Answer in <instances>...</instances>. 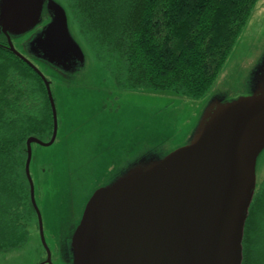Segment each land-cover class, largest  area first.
<instances>
[{
    "label": "water",
    "instance_id": "1",
    "mask_svg": "<svg viewBox=\"0 0 264 264\" xmlns=\"http://www.w3.org/2000/svg\"><path fill=\"white\" fill-rule=\"evenodd\" d=\"M38 27L28 48L33 58L68 71L83 66L87 57L59 0H0V38L40 75L53 112L52 138L28 137L25 163L47 252L40 264H52L30 165L33 143L55 141L58 111L51 81L13 42ZM152 150L134 142L130 158L136 163L118 166L87 198L64 246L72 264H242L245 224L264 151V65L254 91L210 106L188 144L157 157L150 156Z\"/></svg>",
    "mask_w": 264,
    "mask_h": 264
},
{
    "label": "trees",
    "instance_id": "2",
    "mask_svg": "<svg viewBox=\"0 0 264 264\" xmlns=\"http://www.w3.org/2000/svg\"><path fill=\"white\" fill-rule=\"evenodd\" d=\"M59 1L118 89L200 100L216 83L259 0ZM42 81L0 45V252L23 246L29 238L25 222L35 217L25 172L26 141L32 135L45 140L52 129ZM256 198L255 191L242 264H264V256L255 261L256 229L250 227Z\"/></svg>",
    "mask_w": 264,
    "mask_h": 264
},
{
    "label": "rangeland",
    "instance_id": "3",
    "mask_svg": "<svg viewBox=\"0 0 264 264\" xmlns=\"http://www.w3.org/2000/svg\"><path fill=\"white\" fill-rule=\"evenodd\" d=\"M39 28L14 38L15 47L40 68L54 87H60L58 85L65 82L73 88L63 95L59 93L57 109L60 124L57 140L52 145L55 148H42L34 144L30 165L45 239L55 264H63L67 258L65 243L81 218L87 198L106 183L101 177L104 170L101 171V166L95 162L97 149H88L89 145L93 146L94 142L96 146L110 145L116 138L115 152L124 149L121 142L127 149L138 142L144 149H153L148 153L151 157H157L188 144L210 106L250 95L257 86L264 65V0L256 3L216 83L200 100L171 92L118 89L109 71L80 36L76 25L73 26L74 35L79 37L86 51L83 66L65 71L47 61L35 59L28 53V48L31 46V36ZM107 88L113 92L108 93ZM62 141L66 145L73 143L70 146L74 149H59ZM142 156L147 155L144 153ZM70 157L72 165L66 167ZM263 193L264 151L257 165L258 198L250 223L251 231L256 229V263L264 256V212L260 210ZM30 204L35 217L25 222L29 232L28 241L13 251L0 252V264H40L47 260L37 212L31 199Z\"/></svg>",
    "mask_w": 264,
    "mask_h": 264
},
{
    "label": "flooded vegetation",
    "instance_id": "4",
    "mask_svg": "<svg viewBox=\"0 0 264 264\" xmlns=\"http://www.w3.org/2000/svg\"><path fill=\"white\" fill-rule=\"evenodd\" d=\"M2 42H4V43H2ZM0 45H2L3 47L7 48L8 47L7 40L5 38H0ZM70 85H71L70 83H65L64 82V83L58 85L60 87H54L53 83L52 82L50 83L51 91H52V95L54 97V101H55L56 107H57L58 98L60 96L59 93H61L63 95V93L65 91L72 90L73 88L68 87ZM44 87H45V90H46V93H47V97H48V102H49L50 101V97H49V94H48V91H47L45 83H44ZM95 91L99 92L98 90H95ZM107 91L109 93L110 91H112V89L111 88H107ZM100 93L102 95H104L103 92H100ZM108 100H109V98H108ZM49 105H50L51 114H52V129H51V132L48 135V137L45 140L42 139L45 142L49 141L52 138L53 130H54L53 112H52L51 102H49ZM57 111H58V109H57ZM95 115H96V112H95ZM59 124L60 123H59V113H58V132H59ZM86 134L89 135V133H86ZM57 136H58V133H57ZM36 137H38V136H36ZM56 140H57V137H56L55 141L53 142V144L56 142ZM62 142L63 143L61 145H59V146H61L59 149H74L72 146H70L73 143L71 144L69 142L70 144L66 145V144H64V141H62ZM34 144H36V143L32 144V149H33ZM53 144L47 145V146H43V145H39V144H37V145L42 146V148H48V147L49 148H55V147H52ZM116 144H117V141H116V138H115L113 143L110 144V145L100 144V145L96 146L95 142H94V145L93 146L89 145L90 147L88 148V149H92V147H93L94 149H97V151L95 152V162H96L97 165L101 166V171L104 170V173L102 174L101 177H102L103 181H105V182H107L109 179L112 178L111 177V172L113 170H115L118 166L121 165L124 168L125 166L130 165L132 163V160L130 158V148L127 149L126 147H124L122 145V142H121V148H124V149L122 150V152H115L113 147H115ZM75 149H77V147H75ZM136 156H137V158H139L140 157V152ZM71 158L72 157H70V160H69L70 162L68 161L66 163L67 164L66 167H71V165H72ZM81 161H82V159H81ZM92 161L94 162V157L93 156H92ZM67 173H68V170L66 169V174ZM51 259H52V264H55L54 259L53 258H51ZM47 264H49V263H47ZM63 264H72V261L70 260V258L67 257L66 260L63 261Z\"/></svg>",
    "mask_w": 264,
    "mask_h": 264
},
{
    "label": "bare ground",
    "instance_id": "5",
    "mask_svg": "<svg viewBox=\"0 0 264 264\" xmlns=\"http://www.w3.org/2000/svg\"><path fill=\"white\" fill-rule=\"evenodd\" d=\"M50 102V101H49Z\"/></svg>",
    "mask_w": 264,
    "mask_h": 264
}]
</instances>
